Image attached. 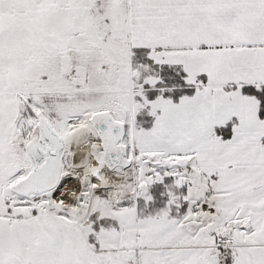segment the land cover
I'll return each mask as SVG.
<instances>
[{
	"label": "snow or ice",
	"instance_id": "1",
	"mask_svg": "<svg viewBox=\"0 0 264 264\" xmlns=\"http://www.w3.org/2000/svg\"><path fill=\"white\" fill-rule=\"evenodd\" d=\"M0 264H264V0H0Z\"/></svg>",
	"mask_w": 264,
	"mask_h": 264
}]
</instances>
